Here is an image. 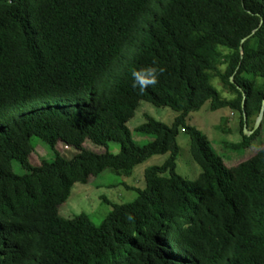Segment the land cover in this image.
Returning a JSON list of instances; mask_svg holds the SVG:
<instances>
[{
	"label": "trees",
	"instance_id": "16d2710c",
	"mask_svg": "<svg viewBox=\"0 0 264 264\" xmlns=\"http://www.w3.org/2000/svg\"><path fill=\"white\" fill-rule=\"evenodd\" d=\"M153 59L166 71L140 94L131 70ZM142 100L177 114H146L136 130L153 138L139 144L127 122ZM263 101L264 0H0V264H264V147L227 165L187 121L203 106L234 108L235 145L248 146L264 124L244 134L245 116ZM182 129L194 179L177 171ZM36 139L50 157L34 165ZM166 153L99 225L59 213L75 183L105 169L130 177Z\"/></svg>",
	"mask_w": 264,
	"mask_h": 264
},
{
	"label": "rangeland",
	"instance_id": "374dc122",
	"mask_svg": "<svg viewBox=\"0 0 264 264\" xmlns=\"http://www.w3.org/2000/svg\"><path fill=\"white\" fill-rule=\"evenodd\" d=\"M214 82L220 87L222 97L234 98L236 96L221 86L220 81L214 80ZM146 114L171 124L177 113L169 107H157L148 101H140L134 116L127 122L134 140L139 144H144L153 138L150 135L141 134L136 130V127L146 120ZM258 117L259 114L252 117V120L247 125L249 130H252L256 126ZM187 121L206 133L214 149L223 156L227 165H235L264 147V125L260 134L251 139L248 146L236 147L235 144L242 140L243 134L241 133L240 113L234 108L225 107L206 111V107L203 106L200 110L191 112L188 115ZM263 122L264 116L258 127L264 124ZM36 140L37 145L31 155V162L34 165L39 164L42 157L50 155L47 145L40 139ZM178 143L180 153L177 160V171L186 178L194 179L201 172V167L191 156L190 138L183 129L178 135ZM84 146L97 152H103L108 149L116 153L120 149L117 141H110L105 147L87 140ZM57 148L62 154L69 157L77 151L73 147L61 142L57 144ZM167 157L168 153L153 156L146 162L138 165L130 177L120 176L110 169H105L99 175L94 176L91 182L75 183L69 198L59 205V213L69 217L84 212L89 214L94 223L99 225L112 209V203L131 201L137 196V192L129 189L128 186L144 187V169L151 165L161 164ZM14 169L18 172L25 171L21 165L17 164L14 165ZM119 181H124V183L110 186V184Z\"/></svg>",
	"mask_w": 264,
	"mask_h": 264
},
{
	"label": "clouds",
	"instance_id": "9594fccd",
	"mask_svg": "<svg viewBox=\"0 0 264 264\" xmlns=\"http://www.w3.org/2000/svg\"><path fill=\"white\" fill-rule=\"evenodd\" d=\"M165 71L166 68L160 66L156 59H153L149 65L132 69L133 88L138 89L139 93L142 94L149 87H154Z\"/></svg>",
	"mask_w": 264,
	"mask_h": 264
},
{
	"label": "water",
	"instance_id": "95a60500",
	"mask_svg": "<svg viewBox=\"0 0 264 264\" xmlns=\"http://www.w3.org/2000/svg\"><path fill=\"white\" fill-rule=\"evenodd\" d=\"M244 103H245V95H244V98H243V101H242V107L244 108ZM245 114V112H244ZM264 116V101H263V105H262V108L259 112V117H258V120L256 122V126H254V128L252 130H249L248 127H247V123H246V116H245V124H244V133L247 134V135H250L252 134L259 126L260 122H261V119L263 118Z\"/></svg>",
	"mask_w": 264,
	"mask_h": 264
}]
</instances>
